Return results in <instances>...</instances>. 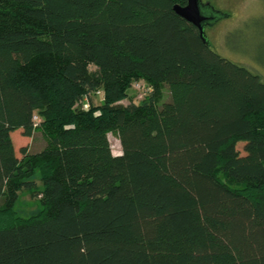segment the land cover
Listing matches in <instances>:
<instances>
[{
  "label": "trees",
  "instance_id": "trees-1",
  "mask_svg": "<svg viewBox=\"0 0 264 264\" xmlns=\"http://www.w3.org/2000/svg\"><path fill=\"white\" fill-rule=\"evenodd\" d=\"M186 3L0 0V264H264V81ZM139 79L153 92L121 105ZM17 129L45 145L20 158Z\"/></svg>",
  "mask_w": 264,
  "mask_h": 264
},
{
  "label": "rangeland",
  "instance_id": "rangeland-1",
  "mask_svg": "<svg viewBox=\"0 0 264 264\" xmlns=\"http://www.w3.org/2000/svg\"><path fill=\"white\" fill-rule=\"evenodd\" d=\"M209 2L215 9L220 10L225 16L217 19L212 25L206 24L204 32L212 49L224 58L237 64L247 67L252 72L258 74L264 81V0H202ZM208 13H219L207 9ZM92 70L96 67L92 66ZM137 93L133 89L129 91V97L122 100L121 105H127L132 97L137 100ZM171 98V91L168 85L163 88V96L159 103L161 105ZM104 97L95 96L90 100V105H100ZM89 105V107H90ZM84 107L83 103L77 105ZM88 107V108H89ZM39 117V116H38ZM111 148L114 154L121 152L122 145L117 134L108 135ZM16 153L21 158V149L26 147L30 152H37L45 145V140L40 129L35 130L31 137L24 136L22 129H17L12 134ZM237 149L241 155L245 154V142L239 141ZM34 179L38 189L43 188L40 175ZM33 196L32 192L23 189L20 191L19 199L15 209L19 216L29 217L39 213L42 209L40 198ZM1 205V201H0Z\"/></svg>",
  "mask_w": 264,
  "mask_h": 264
},
{
  "label": "water",
  "instance_id": "water-1",
  "mask_svg": "<svg viewBox=\"0 0 264 264\" xmlns=\"http://www.w3.org/2000/svg\"><path fill=\"white\" fill-rule=\"evenodd\" d=\"M207 9L215 11L212 6L208 7L202 2V0H187L186 5L176 4L174 6V10L179 15L199 28L204 40L207 38L204 32V26L206 24L212 25L217 19L223 17V15L221 16V14L217 12L208 13L206 12ZM209 15H212L213 17H210Z\"/></svg>",
  "mask_w": 264,
  "mask_h": 264
},
{
  "label": "built area",
  "instance_id": "built-area-1",
  "mask_svg": "<svg viewBox=\"0 0 264 264\" xmlns=\"http://www.w3.org/2000/svg\"><path fill=\"white\" fill-rule=\"evenodd\" d=\"M131 89L136 91V93L138 94L136 97L138 101L143 100L147 95L153 92V87L150 84H148V82L144 79L135 80L131 85ZM95 96L104 97V90L100 88L96 91L90 92L87 95H85L82 101L84 107L82 108L87 109L90 105V100ZM33 122H34V126L38 127L40 124V118L37 115H34ZM120 154L121 152H118L115 155H120Z\"/></svg>",
  "mask_w": 264,
  "mask_h": 264
},
{
  "label": "flooded vegetation",
  "instance_id": "flooded-vegetation-1",
  "mask_svg": "<svg viewBox=\"0 0 264 264\" xmlns=\"http://www.w3.org/2000/svg\"><path fill=\"white\" fill-rule=\"evenodd\" d=\"M203 2V1H202ZM187 4V3H186ZM185 4V5H186ZM204 4H206L208 7L209 6H212L209 2H205ZM213 7V6H212ZM213 9L215 10V11H218L220 14H221V16L223 15V16H225L226 14H224V13H222L220 10H218V9H215L214 7H213ZM210 17H213L212 15H209Z\"/></svg>",
  "mask_w": 264,
  "mask_h": 264
},
{
  "label": "crops",
  "instance_id": "crops-1",
  "mask_svg": "<svg viewBox=\"0 0 264 264\" xmlns=\"http://www.w3.org/2000/svg\"><path fill=\"white\" fill-rule=\"evenodd\" d=\"M12 134H13V132H12ZM28 137V136H27Z\"/></svg>",
  "mask_w": 264,
  "mask_h": 264
}]
</instances>
